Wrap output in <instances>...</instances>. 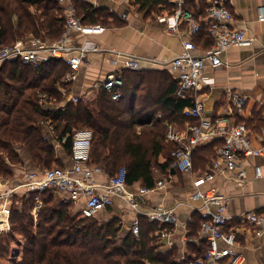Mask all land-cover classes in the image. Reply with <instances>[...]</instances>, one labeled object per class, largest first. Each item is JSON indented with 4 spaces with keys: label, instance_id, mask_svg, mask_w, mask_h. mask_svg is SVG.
<instances>
[{
    "label": "trees",
    "instance_id": "trees-1",
    "mask_svg": "<svg viewBox=\"0 0 264 264\" xmlns=\"http://www.w3.org/2000/svg\"><path fill=\"white\" fill-rule=\"evenodd\" d=\"M73 2L84 23L106 24L111 16L107 9L84 0ZM153 2L158 4L160 0ZM64 26L65 12L59 0H0V45L32 36L56 40L63 34ZM69 70L67 63L56 58L45 60L40 68L20 59L1 66L0 177L12 178L15 168L24 166L26 160L41 169L64 165L45 135L42 122H50L56 139L70 155L75 131L90 128L94 132L93 164L101 166L109 177L124 167L127 185L142 181L146 187H154L155 169L170 172L171 152L176 146L167 141L165 122L178 127L188 120L193 122L195 118L184 115L192 99L180 97L178 82L171 81L165 72L152 75L126 70L124 95L118 101L112 100L106 90H100L94 98L68 102L65 110L43 107L40 93L55 97L57 104L62 102L64 90H69V84L62 79ZM144 82L138 98L142 104L137 106L135 85ZM223 143L220 140L199 146L194 151V161L206 165L216 157L214 144ZM161 154H166L163 163L159 162ZM37 196L36 192L14 196L11 230L0 233L1 260L8 258L15 235L19 234L23 238L21 258L13 259L11 264H175L169 253L159 251L161 227L155 223L143 218L139 234L124 233L118 219L104 222L96 216L74 214L72 203L56 199L51 191L40 195L42 206L35 213Z\"/></svg>",
    "mask_w": 264,
    "mask_h": 264
},
{
    "label": "built area",
    "instance_id": "built-area-1",
    "mask_svg": "<svg viewBox=\"0 0 264 264\" xmlns=\"http://www.w3.org/2000/svg\"><path fill=\"white\" fill-rule=\"evenodd\" d=\"M72 0H59L65 9V26L63 34L56 40L30 37L21 39L8 45H0V69L9 60L20 59L35 68L49 58L61 59L69 65L70 72L63 77L62 82L76 78V71L80 65L88 60L92 52H104L116 55L123 59L125 68L138 69L140 59L114 50H105L99 43L88 36L97 35L103 31L101 24L84 23L78 15ZM177 6L168 14L160 15L161 22L166 23L167 31L171 35L182 36L181 26L186 23L188 29L183 37V51L172 58L167 64L174 72H178L177 93L182 98L190 97L192 105L184 109V115L197 119L196 122H187L185 130L176 127L168 121L167 139L176 143L171 152V168L189 172L193 176L195 192L193 200L203 202V220L200 233L208 241V248L200 257L185 259L182 264H245L246 256L238 250L239 236L249 231L257 236L264 233V212L249 211L238 218L234 224L232 217L225 213L226 197L216 187H205L206 183L214 178L215 173L234 172L238 178L244 180L242 161L245 156H264V144L255 146L250 136V130L243 122L233 117L235 111L241 112L247 95L239 91H228L227 96L234 104V112L219 113L213 119L204 117L205 103L199 94L201 89L210 84L205 71L207 68H217L224 64L223 55L232 47H248L253 45L254 38L245 28L233 25L234 13L226 4V0H214L206 8L204 14L198 15L187 6L188 0H173ZM258 20L264 22V6L258 8ZM206 28L213 42L211 47L202 55L194 52L196 45L194 36ZM80 33L85 39L77 42L75 35ZM115 62V60H113ZM117 61V60H116ZM125 81L120 70L107 75L94 86L95 93L88 98H94L100 90H106L112 100L118 101L124 95ZM40 104L43 107L61 108L65 110L68 102L77 103L86 97L67 96L57 104L55 97L47 93H40ZM161 116V115H159ZM50 132H54L53 124L49 125ZM47 137V136H46ZM223 138L224 143L217 147L216 157L204 171L194 170V151L213 138ZM94 132L90 128H81L75 131L72 140L71 164L55 166L39 170L24 169L21 182L10 189L0 187V230L5 231L4 223L10 224L12 200L15 195H29L38 193L36 197L35 213L42 206L40 195L51 191L55 196L71 202L83 217H95L106 207L114 203L116 195H125L133 207L138 205L133 192L127 191L126 169L120 168L116 175L110 177L106 184H99L95 175L105 170L92 163L91 153ZM255 175L262 176V168L257 165ZM166 182L160 179L152 188L144 187L142 192H150L164 187ZM205 187V188H204ZM14 201V200H13ZM217 206L210 210L209 205ZM148 218L161 226L178 223L179 217L174 209L156 207L148 212ZM131 231L139 234L140 220L136 219ZM162 236L169 234L168 228L159 231ZM145 264H154L147 261Z\"/></svg>",
    "mask_w": 264,
    "mask_h": 264
},
{
    "label": "crops",
    "instance_id": "crops-1",
    "mask_svg": "<svg viewBox=\"0 0 264 264\" xmlns=\"http://www.w3.org/2000/svg\"><path fill=\"white\" fill-rule=\"evenodd\" d=\"M84 1L94 7L105 8L111 13L106 24L96 23L103 26V31L97 35L88 36V38L97 41L105 50H114L138 57L140 67L138 69L125 68L123 59H119L116 55L92 52L89 54L88 60L83 62L76 71V78L65 82L69 84V90H64L63 100L66 101L67 96L73 95L86 98L93 96L95 84L101 82L110 73L120 69L122 73L126 70L141 71L144 74L152 75L165 72L171 81H177L179 73L174 72L167 63L183 51L182 39L187 35L188 26L186 23L181 26L182 36L171 35L167 31L166 23L161 22L158 18L160 15L173 11L177 6L173 0H160L158 4L154 3L153 0L142 2L139 0ZM213 1L188 0L187 6L200 15L205 13L206 8ZM71 4L74 6L73 0ZM226 4L234 13L233 25L245 28L249 35L254 38V43L248 47L230 48L223 55V65L206 69L205 76L212 81L203 87L199 93L205 103L204 117L210 120L219 113L234 112V104L227 96L228 91L235 90L246 94L247 99L242 111H235L233 117L237 121L239 118L244 120L241 122L245 123L250 130L253 144L259 146L264 144V22L258 20V8L264 6V0H226ZM75 38L77 42H80L85 39V36L76 33ZM194 42L196 45L194 52L202 55L210 48L213 39L208 30L203 29L194 36ZM145 85L146 82L135 85L137 89L135 103L137 106L142 104L138 98ZM165 86L167 89L169 88L167 83ZM161 92L163 93L164 90L161 89ZM148 102L150 101L146 103ZM155 105L157 104L155 103ZM192 120L193 122L197 121V119ZM187 122L192 121L188 120ZM186 123L183 127L175 125L177 128L185 130ZM42 124L47 139L57 149L60 161L64 165H70V154L56 139L55 131L50 132L49 125L52 123L42 122ZM220 140L222 141L223 138H213L203 145L213 144ZM167 141L169 140L167 139ZM218 146L214 144V150ZM214 158L212 157L206 165L197 163L193 158L194 170H206ZM165 160L166 154H161L159 162L163 163ZM257 165L262 168V176L260 177L255 175ZM242 167L244 180L238 178L234 172L215 173L214 178L205 185V187H216L226 197L225 213L232 217L234 224L238 223V218L243 213L249 211L264 212V156H245ZM24 169L33 171L41 168L26 160L24 166L15 168L16 176L10 179L0 177V187L10 189L17 186L24 177ZM109 178L105 171L95 175L96 181L101 185L106 184ZM155 178L156 182L163 179L166 182L165 186L150 192H142L141 190L146 187L142 181L128 185L127 191L133 192L138 202L136 207L132 206L127 196L116 195L114 203L98 214L102 213L107 218L106 221L118 219L122 225V231L128 233L136 219L141 221L144 218L148 223L152 222L148 218L150 210L156 207L174 209L179 217L178 223L161 226V229L168 228L169 234L167 236L159 234V251L164 254L169 253L175 264H182L185 259L203 255L208 248V241L200 233L203 220L200 208H204L201 200H193L192 198L196 190L192 174L176 168H171L169 173L156 168ZM208 208L216 210L217 206L211 204ZM152 223L160 226L156 222ZM4 229L5 231L10 229L9 222L4 223ZM237 248L245 254V264H264V233L257 236L254 232L249 231L240 235Z\"/></svg>",
    "mask_w": 264,
    "mask_h": 264
},
{
    "label": "rangeland",
    "instance_id": "rangeland-1",
    "mask_svg": "<svg viewBox=\"0 0 264 264\" xmlns=\"http://www.w3.org/2000/svg\"><path fill=\"white\" fill-rule=\"evenodd\" d=\"M21 149L22 148H20L19 152H21ZM14 174H15L14 176L17 175L16 173H14ZM56 199L62 200L58 196H56ZM72 211H73L74 214L79 213V212H77V210H76V208L74 206L72 208ZM96 218L99 219V220H101V221H104V222H106V220H107V218L105 216H103L102 213L98 214L96 216ZM10 230H11V227H10V229L8 231H10ZM8 231H1L0 230V233L8 232ZM22 244H23V238H22V236H20L19 234H16L15 235V239H14V241L11 244V249H10V253L8 255V258H6L4 260H1L0 259V264H11L12 261H13V259H17V258L19 259V258H21L20 257L21 254L19 252L22 249Z\"/></svg>",
    "mask_w": 264,
    "mask_h": 264
}]
</instances>
